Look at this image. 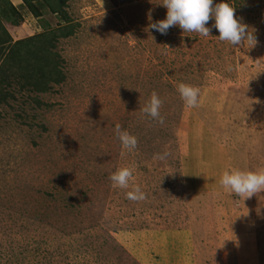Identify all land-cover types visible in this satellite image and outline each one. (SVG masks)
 <instances>
[{
    "label": "rangeland",
    "instance_id": "374dc122",
    "mask_svg": "<svg viewBox=\"0 0 264 264\" xmlns=\"http://www.w3.org/2000/svg\"><path fill=\"white\" fill-rule=\"evenodd\" d=\"M163 2L69 0L75 32L53 48L64 82L38 106L14 78L0 105V264H264V191L245 199L219 182L264 172V0H228L257 40L240 47L214 19L207 37L151 29ZM17 7L14 41L62 21ZM180 83L200 89L198 107ZM153 92L163 123L140 110ZM121 167L127 188L110 180ZM137 185L144 199L129 200Z\"/></svg>",
    "mask_w": 264,
    "mask_h": 264
},
{
    "label": "clouds",
    "instance_id": "9594fccd",
    "mask_svg": "<svg viewBox=\"0 0 264 264\" xmlns=\"http://www.w3.org/2000/svg\"><path fill=\"white\" fill-rule=\"evenodd\" d=\"M213 3L214 0H164L163 6L167 9L166 19L152 23L150 28L166 35L172 26H179L184 32H197L207 37L211 29L206 24L210 19H214V27L218 30L221 41L229 42L236 47L242 46L245 42L257 43L255 34L249 30L248 25L235 16V8L228 0H222L214 7ZM178 91L186 107L199 106L200 89L198 87L180 83ZM161 104V99L153 92L150 101L140 110L163 123L164 118L160 114ZM115 132L122 149L132 152L137 148V138L122 130L119 124L115 126ZM160 158L163 159V156ZM132 179L133 169L130 167L117 168L110 176L113 187L119 188H127ZM219 182L225 190L247 199L264 191V172L234 169L225 171ZM127 198L133 201L142 200L144 193L137 185L134 191L127 192Z\"/></svg>",
    "mask_w": 264,
    "mask_h": 264
},
{
    "label": "trees",
    "instance_id": "16d2710c",
    "mask_svg": "<svg viewBox=\"0 0 264 264\" xmlns=\"http://www.w3.org/2000/svg\"><path fill=\"white\" fill-rule=\"evenodd\" d=\"M22 1L23 7L36 18L50 12L62 21L55 28L49 21H44V31L14 41L6 24L13 28L21 26L23 13L10 0H0V105L9 104V99L15 98L10 88L19 79L26 81L29 91L36 94L33 100L41 106L40 95L49 92L53 84H61L65 80L53 48L59 38L74 34L75 24L67 11L69 0ZM12 67L17 68V73L10 71Z\"/></svg>",
    "mask_w": 264,
    "mask_h": 264
},
{
    "label": "crops",
    "instance_id": "0c3cea01",
    "mask_svg": "<svg viewBox=\"0 0 264 264\" xmlns=\"http://www.w3.org/2000/svg\"><path fill=\"white\" fill-rule=\"evenodd\" d=\"M15 6H17V4L19 3L20 0H10Z\"/></svg>",
    "mask_w": 264,
    "mask_h": 264
}]
</instances>
